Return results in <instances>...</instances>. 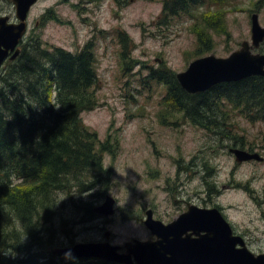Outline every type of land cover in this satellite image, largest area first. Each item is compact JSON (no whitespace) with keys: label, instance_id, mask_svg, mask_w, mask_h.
I'll return each instance as SVG.
<instances>
[{"label":"rangeland","instance_id":"1","mask_svg":"<svg viewBox=\"0 0 264 264\" xmlns=\"http://www.w3.org/2000/svg\"><path fill=\"white\" fill-rule=\"evenodd\" d=\"M164 1L38 0L32 7L27 36L34 30L46 46L71 51L94 42L98 104L83 111L82 116L101 140L110 137L118 146L114 154L104 153V165L112 169L109 189L101 192V186L78 194L89 197L94 206L111 194L116 198L115 212L81 219L75 206H68L64 213L71 221L64 225L72 226L76 234L64 232L58 226L61 219L57 218L59 235L54 246L105 239L108 229L112 241L117 243L133 236L148 238L150 230L140 219L145 216V207H152L157 217L170 221L187 208V201L223 206L236 230L246 235L251 246L264 248V159L237 163L226 145L241 146L240 139L233 136L222 144L217 136L183 119L178 125L163 124L161 113L168 107L167 86L150 76L153 68L183 70L192 59L211 52L228 55L241 46L242 40L250 39L251 15L261 5L260 21L264 25V3L202 0L199 13L192 16L187 11L164 14ZM1 13L15 16L13 0H0ZM121 31L129 35L130 44L122 43ZM260 50L264 51V44ZM123 51L127 53L125 58L130 53L126 61ZM226 126L245 135L246 148L253 145V150L264 155V121L231 113ZM156 145L159 152L154 151ZM196 153L201 158L197 156L192 162ZM176 157L182 161L178 163ZM205 161L209 163L204 164ZM156 167L160 172L148 178L146 173ZM175 185L176 192L171 188ZM216 187L220 189L218 195ZM92 191L94 196L90 195ZM68 194L60 191L61 205ZM4 222L11 229L10 234L14 230L19 234V220L7 215Z\"/></svg>","mask_w":264,"mask_h":264},{"label":"trees","instance_id":"2","mask_svg":"<svg viewBox=\"0 0 264 264\" xmlns=\"http://www.w3.org/2000/svg\"><path fill=\"white\" fill-rule=\"evenodd\" d=\"M201 1L165 0L164 14L187 11L194 16ZM121 38L123 44L131 43L126 31H121ZM93 45L88 42L77 51L49 47L32 30L22 39L17 58H7L0 66V264H121L53 251L59 225L71 236L76 234L72 226L64 225L71 221L64 213L68 206L74 205L81 219L98 215L93 201L78 194L101 186V192L109 189L112 169L105 167L104 153L114 154L118 148L110 137L101 140L82 116L98 104ZM126 54L123 51L125 61L129 51L128 58ZM176 73L165 66L153 68L150 74L167 86L168 107L161 113V122L178 125L183 119L217 136L222 144L236 137L241 147H246L245 135L226 125L231 113L264 121V75L222 81L207 90L189 92ZM154 151L159 152L157 145ZM197 156L201 158L196 153L191 161ZM176 161L182 159L176 157ZM160 170L156 167L146 175L152 177ZM171 188L176 192L178 186ZM215 190L218 195L220 189ZM60 191L69 193L62 205ZM93 191L90 195L94 196ZM7 215L20 221L16 226L19 234L15 230L10 234L11 229L5 227ZM57 218L61 219L58 226Z\"/></svg>","mask_w":264,"mask_h":264},{"label":"water","instance_id":"3","mask_svg":"<svg viewBox=\"0 0 264 264\" xmlns=\"http://www.w3.org/2000/svg\"><path fill=\"white\" fill-rule=\"evenodd\" d=\"M38 0H13L17 20L8 13L0 15V65L17 47L28 29V17ZM264 41V25L259 13L252 14L251 40L244 39L239 48L228 55L214 52L192 59L188 66L177 71L180 84L189 92L204 91L213 85L237 80L254 74H264V52L255 51ZM236 160L262 159L259 151L232 147ZM116 199L107 194L105 200L94 207L100 215L115 212ZM150 230L148 238L133 237L123 244L113 243L110 231L105 240L77 241L56 246L53 251L84 257H96L125 264H264V252L256 254L246 244L242 235L234 232L230 220L218 206L188 203L186 210L170 221H164L148 209L142 218Z\"/></svg>","mask_w":264,"mask_h":264},{"label":"flooded vegetation","instance_id":"4","mask_svg":"<svg viewBox=\"0 0 264 264\" xmlns=\"http://www.w3.org/2000/svg\"><path fill=\"white\" fill-rule=\"evenodd\" d=\"M258 1H260V2H262V3H264V0H258ZM262 6V5H261ZM261 6H259L258 7V11H259V8L261 7ZM264 44V41L261 43V45H260V47H262V45ZM226 147L227 148H229V150H231V148L232 147H239L238 145H236V144H233V145H226ZM232 152V151H231ZM264 159V158H263ZM262 159V160H263ZM250 160H253V159H250ZM256 160V159H255ZM258 160V159H257ZM237 161V160H236ZM246 161H249V160H246ZM245 161H242V162H239V161H237V163H244ZM184 198H182V199H178V198H176L175 200L176 201H178V200H183ZM186 203H189V202H187L186 201ZM191 203V202H190ZM218 205V204H217ZM218 206H220L223 210H224V207L223 206H221V205H218ZM154 210V209H153ZM154 216H156L157 217V215H156V213H155V210H154ZM141 218H143V216H141L140 217V219ZM235 228V227H234ZM235 233H239V231H237L236 230V228H235ZM242 236H244V238H245V240H246V242H247V244L249 245V247L252 249V250H254L255 252H257V253H259V252H263L264 251V248H260V249H255L254 247H252L251 246V244H250V242L248 241V238L246 237V235L245 234H243V233H240ZM151 235V234H150ZM149 235V236H150Z\"/></svg>","mask_w":264,"mask_h":264},{"label":"bare ground","instance_id":"5","mask_svg":"<svg viewBox=\"0 0 264 264\" xmlns=\"http://www.w3.org/2000/svg\"><path fill=\"white\" fill-rule=\"evenodd\" d=\"M17 58V57H16ZM9 59H11V58H9ZM15 59V58H14ZM11 60H13V59H11ZM216 118V117H215ZM224 125V124H223ZM227 131V130H226ZM220 132V131H219ZM224 132V131H223ZM223 134V133H222ZM188 204V203H187Z\"/></svg>","mask_w":264,"mask_h":264}]
</instances>
